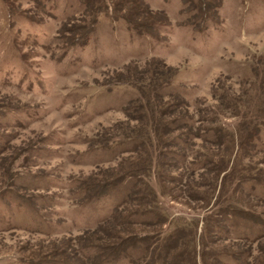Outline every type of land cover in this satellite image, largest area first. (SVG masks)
I'll return each mask as SVG.
<instances>
[{"label": "rangeland", "instance_id": "1", "mask_svg": "<svg viewBox=\"0 0 264 264\" xmlns=\"http://www.w3.org/2000/svg\"><path fill=\"white\" fill-rule=\"evenodd\" d=\"M162 71L173 77L157 88ZM146 95L154 112L168 101L173 117L178 102L228 129L240 122L231 97L264 114V0H0V264H149L142 248L107 261L131 229L151 242L173 233L180 264H264V125L241 160L257 179L231 176V162L216 191L199 174L182 187L156 142L151 163L121 152L146 126ZM216 151L195 139L187 153ZM146 184L161 222L124 224ZM225 206L253 218L217 216Z\"/></svg>", "mask_w": 264, "mask_h": 264}, {"label": "trees", "instance_id": "2", "mask_svg": "<svg viewBox=\"0 0 264 264\" xmlns=\"http://www.w3.org/2000/svg\"><path fill=\"white\" fill-rule=\"evenodd\" d=\"M174 71L177 72L176 70ZM171 77H173V73L170 71H162L159 75H156L155 78L158 80L157 88L164 87V84L169 81L167 78ZM157 93L159 94V92ZM144 98L147 100L146 107H150L153 111L154 109L151 107L152 105L149 96L146 95ZM251 101L252 99L244 100L243 98L236 96L230 98L228 101L229 105L227 104L230 106L228 117L240 119V122L236 127L231 129L222 125L219 119V114L209 118L202 115L196 116L188 109H186L185 112L181 111L180 109L185 106L178 102L175 105L177 107L175 112L179 111L176 115L170 117L169 108L172 103L163 101V103L159 105L157 112L147 110V114L144 115V121L146 123L145 128L131 129L129 131V145H127L121 152L137 154L144 160L147 158L146 162L151 163L153 159L152 148L154 142H156L158 149L154 154L159 160L160 166L170 165L179 169L177 172H179L178 174H181V180L178 181L176 177H174L175 174H171L169 181H178L182 187L185 186L188 178L194 174H199L206 178L209 183H211L213 190L216 191L219 180L218 176L231 162L233 163L231 168V171L233 172L231 173V176L235 175L236 179H257V174L251 176L249 166H245L241 163L243 158H251L253 155L251 151L254 149L255 142L262 137L263 132L264 114H258V112L253 111L244 113V111H241V108L251 106ZM187 106L189 107V104ZM203 123L209 125H203ZM195 139L210 142L212 145L217 146V151L212 153L207 152L208 154H205V157L201 161L196 162V160L191 159L190 155L187 153ZM167 159L170 161H166ZM214 175H216L215 178ZM130 176H135V174L132 173ZM229 176L230 174L226 175L225 178ZM159 177L162 178L161 173H159ZM225 178H223L222 181ZM142 181L143 180L137 181V186L134 185L137 188L132 191V194L130 193V197L140 193L141 189L138 188V185L141 187L140 184H142ZM113 184L117 183H112L111 185ZM143 184L145 185V182H143ZM146 185L148 188V191L146 192L148 194V199L144 202L145 204L143 203L142 208L140 207V209L136 210L134 208L131 210L129 209V213L125 216L126 220H128L125 221L124 224H151L150 222L153 220L157 223L161 222L162 217L157 213V210L154 209V206L157 205L156 199H153V197L150 196H153L155 192L153 191V188L148 187V184ZM187 186H189V184ZM211 186L208 188L210 189ZM190 194L192 195V193ZM216 214L217 216L228 214L227 216L229 217L234 215L244 219L253 218V215L249 212L247 213L245 210L239 208L232 209L227 206L220 207L216 211ZM246 223L244 227H237L235 231H233L237 238H244L249 235L246 231ZM214 224H216V222L213 221V225ZM131 230V232H133V229ZM129 233L127 235H115V237L117 236V239L112 241L107 249L108 251L105 253L107 261L116 262L118 259L127 257L133 259L131 252L142 248L144 252L141 254V258L144 257V260L150 259L149 264H180V259H182L183 256L179 252V247L180 244L184 243L178 242V237L174 238L175 236H173V233L162 232L163 234L160 236L159 241L155 242H151V238L143 232ZM231 235L234 234L231 233ZM227 236L230 237V234L228 233ZM196 241L197 240L193 242L192 240L194 251L191 250L190 252L191 254L194 252L195 257V251H197ZM177 249L179 251H175L174 253V250ZM198 253L200 258L204 257L202 251L199 250ZM194 263L197 264L195 261Z\"/></svg>", "mask_w": 264, "mask_h": 264}]
</instances>
